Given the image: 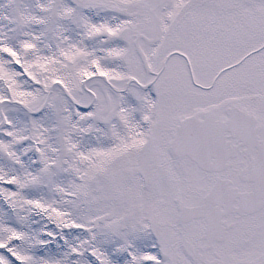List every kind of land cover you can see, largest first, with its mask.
<instances>
[{"label": "snow or ice", "instance_id": "snow-or-ice-1", "mask_svg": "<svg viewBox=\"0 0 264 264\" xmlns=\"http://www.w3.org/2000/svg\"><path fill=\"white\" fill-rule=\"evenodd\" d=\"M0 264H264V0H0Z\"/></svg>", "mask_w": 264, "mask_h": 264}]
</instances>
